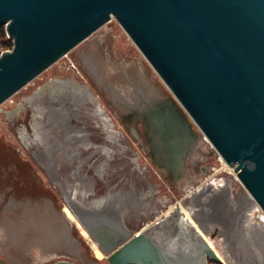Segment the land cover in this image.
Returning a JSON list of instances; mask_svg holds the SVG:
<instances>
[{"label": "rangeland", "instance_id": "rangeland-1", "mask_svg": "<svg viewBox=\"0 0 264 264\" xmlns=\"http://www.w3.org/2000/svg\"><path fill=\"white\" fill-rule=\"evenodd\" d=\"M6 40V35L0 36V54L11 50L5 49ZM78 84L99 101L122 140L106 133L94 118L80 122L75 117L80 113L77 106L64 107L66 102L87 103ZM23 132L31 137L32 150L22 142ZM127 145L132 150L130 156H125ZM92 146L95 153L89 149ZM178 149L186 152L183 174L178 178L165 175L160 169H175ZM63 154H67L65 158ZM159 160L166 167L157 166ZM98 169L102 175L96 176V181L93 171ZM236 180L112 18L0 105V260L15 264L20 260L13 253L26 254L33 248L29 255L38 253L37 261L52 253L38 264H81L84 254L98 264H108L80 214L97 217L105 213L119 218L122 222L112 226L119 231L124 227L122 232L130 239L173 203H183L189 209L196 205L195 219L209 221L216 240L223 227L219 206H227L228 230L242 212L239 208H246L243 201L248 202L249 194ZM219 186L228 190L226 203L219 194H210ZM148 192L153 195L147 211L124 214L131 207L140 209L137 200L141 198L147 204ZM59 209L66 212L68 222ZM215 250L222 254L217 241ZM3 253L12 257L7 259Z\"/></svg>", "mask_w": 264, "mask_h": 264}, {"label": "water", "instance_id": "water-1", "mask_svg": "<svg viewBox=\"0 0 264 264\" xmlns=\"http://www.w3.org/2000/svg\"><path fill=\"white\" fill-rule=\"evenodd\" d=\"M112 18L264 213V0H0V105ZM106 259L222 263L201 236L173 254L147 232Z\"/></svg>", "mask_w": 264, "mask_h": 264}, {"label": "bare ground", "instance_id": "bare-ground-1", "mask_svg": "<svg viewBox=\"0 0 264 264\" xmlns=\"http://www.w3.org/2000/svg\"><path fill=\"white\" fill-rule=\"evenodd\" d=\"M96 63V62H95ZM96 65V64H95ZM97 66V65H96ZM95 66V67H96ZM99 75V74H98ZM143 75V74H142ZM85 82V81H84ZM79 85V84H78ZM82 93H84L83 95V101L87 102L85 105H80L77 104L76 102L73 104L71 102H66V104L64 105V107H66V109L69 108V104L70 106H77V109L80 110V113L78 115H76L75 117L80 121H84L85 118H89V119H96L97 122H100L103 126V128H105L106 133H111L117 137L118 139H123V136H121L118 132H115V128H114V124L111 121L110 116L107 114V112L102 108V106L100 105L99 101L91 94V92L84 86V85H79ZM99 86V85H98ZM151 86V85H150ZM88 100V101H85ZM91 102V103H90ZM90 103V105H89ZM68 105V106H67ZM49 109V108H48ZM55 109V108H54ZM53 109V110H54ZM65 108L63 110H66ZM57 114V112H55ZM67 113V112H66ZM55 114V115H56ZM68 115H66L67 117ZM62 117V116H61ZM58 119V118H57ZM63 119V117H62ZM69 119V117H68ZM64 120V119H63ZM66 120V119H65ZM68 121V120H67ZM58 122V121H57ZM64 122V121H63ZM33 122L31 121V124ZM31 126V125H30ZM61 126V125H60ZM64 126V125H63ZM33 128V124L32 127ZM77 128H75L76 130ZM74 133H71V135ZM70 136V135H69ZM20 137V136H19ZM34 137V136H33ZM58 137V136H57ZM69 138V137H68ZM71 138V137H70ZM69 138V139H70ZM74 138V137H73ZM49 139V138H48ZM59 139V138H58ZM206 139V138H205ZM21 140L22 142L27 146H31L33 143H31V137L29 136L28 138V134L26 135V132H23L21 134ZM207 140V139H206ZM56 141V140H55ZM69 141V140H68ZM59 142V140H58ZM57 142V143H58ZM113 142V141H112ZM60 143V142H59ZM62 143V142H61ZM53 144V142H52ZM51 145V144H50ZM68 145V143L66 142V146ZM64 146V145H63ZM41 147V146H40ZM54 147V146H53ZM58 147V146H57ZM62 147L61 144H59V148ZM127 149L126 151L128 152L130 150V148L128 147V145L126 146ZM29 149L32 150V147H29ZM62 149V148H61ZM55 150V149H54ZM53 150V151H54ZM57 150V149H56ZM55 150V151H56ZM59 150V149H58ZM52 151V152H53ZM62 151V150H61ZM58 152V151H57ZM132 152V150H131ZM64 153V152H63ZM118 153V152H117ZM33 154V152H32ZM53 155V154H52ZM51 155V156H52ZM67 155V154H65ZM65 155L63 154L64 158ZM62 156V155H61ZM127 156H129V154L127 153ZM60 157V156H59ZM53 158V157H52ZM61 158V157H60ZM69 158V157H68ZM67 158V159H68ZM135 158V157H134ZM47 159V158H46ZM62 159V158H61ZM70 159V158H69ZM68 159V160H69ZM59 160V159H58ZM66 160V159H65ZM220 160L223 162L224 167H227L229 169L230 172H233V169L230 168L229 166H227V164L222 160V158L220 157ZM36 161V160H35ZM38 162V161H36ZM54 162V161H53ZM63 162V161H62ZM67 161H65L66 163ZM56 163V162H55ZM76 163V162H75ZM40 166V165H39ZM89 166V165H88ZM157 166H159L157 164ZM55 167V166H54ZM143 167V166H141ZM77 168V167H76ZM75 168V169H76ZM74 169V170H75ZM160 169V168H159ZM161 171H163L165 173V175H167L166 171L160 169ZM75 172V171H74ZM75 175V174H74ZM235 175V174H234ZM79 177V176H78ZM76 178V177H75ZM78 179V178H77ZM80 179V178H79ZM74 180V179H73ZM80 183V182H79ZM226 185L231 184L230 180L225 183ZM212 185V183H211ZM221 187V186H219ZM64 190V189H63ZM62 190V191H63ZM65 191V190H64ZM65 193V192H64ZM191 193H189L190 195ZM195 194V193H194ZM63 195V194H62ZM248 202L243 201L244 205L246 206V210L249 211L248 217L250 216L251 212H253L255 214L256 217L259 218L260 224L264 225V213L262 212V210L260 209V207L256 204V202L254 200H252L250 198V196H248ZM180 204V205H179ZM173 203V205H171V207H169L167 209V211L162 212L160 215H158L157 217H155V221L153 223H149L148 225H146L140 232L136 233L135 235L142 233V232H147L152 238L153 240L156 242V244H158L161 248H163L164 250L170 252V253H176V252H180L181 250H183L185 247H187L190 243H192L196 236H201L206 242L207 244L210 246V248L212 249V251L220 258L222 263H227L228 260L226 258V256L224 254H219L214 247L212 246V244L209 242L210 238H212L211 231H207L206 229L203 228V226L192 216L189 208L184 207L183 203ZM57 209V208H56ZM61 210V209H59ZM263 215V217H259V214ZM64 218L66 216V212L64 215H62ZM91 217V215H89ZM243 216H246L243 214ZM66 221L68 220L67 217L64 218ZM79 219L81 220V222L84 224L86 230L89 232L90 236L93 238L94 242L96 243V245L98 246V248H100V250L107 256L110 252V249H112L113 247L119 245L120 243H122L123 241L127 240L128 238L123 235V236H119V235H115L112 237L111 243L108 244L107 246L104 245V247L102 246V244L100 243L102 239L101 238V234L99 233H95L97 229L95 228H99V224L96 225H89L87 226L82 219L79 217ZM162 220H164V225H162L161 227L159 225L157 226H153L155 223L157 222H161ZM166 220V221H165ZM68 222V221H67ZM72 222V221H71ZM249 223V220L248 222ZM250 226H253L255 229L253 230V232H259V233H264V228L260 229L255 223L250 222L249 223ZM262 225V226H263ZM102 228V227H101ZM99 228V229H101ZM94 231V233H93ZM104 234H106L105 232H103ZM25 234V231H24ZM130 235V234H129ZM209 237V238H208ZM101 238V239H100ZM70 240V239H69ZM215 240V239H213ZM79 242V241H78ZM78 244V243H77ZM33 248H28L26 254L25 253H21V254H15V253H11L14 257H16L18 260H20L19 262H15V264H21V263H25L27 262L28 264H38L40 262L45 261L46 259H48L50 257L51 254H49L48 258L44 259L43 261H37L36 258L39 257L40 255L35 254L34 256H30L29 252L32 250ZM25 250V248H24ZM4 257L8 259L7 256L12 257L11 255L4 254ZM12 260V259H11ZM47 262V261H46ZM80 263L81 264H98V262H95L93 260H91L86 254L83 255V257H81L80 259Z\"/></svg>", "mask_w": 264, "mask_h": 264}, {"label": "flooded vegetation", "instance_id": "flooded-vegetation-1", "mask_svg": "<svg viewBox=\"0 0 264 264\" xmlns=\"http://www.w3.org/2000/svg\"><path fill=\"white\" fill-rule=\"evenodd\" d=\"M115 132H117V131H115ZM93 146L89 147V149H91L95 153V150H94L95 148ZM130 152H131V149L128 151V154ZM125 156H127V154H125ZM180 162H181V160L179 159L178 162H176V168L173 169L171 172L166 168L167 170L166 169L165 170H166L167 175L171 174L173 176L176 175V177H177V174L175 172L180 170ZM157 164L158 165L163 164L165 166V163L161 162L160 160H159V162H157ZM93 174H94L95 180L97 181L96 176L99 178L102 175L101 169H98L97 171H93ZM102 180H104V179H102ZM226 186L228 188V185H226ZM130 188H131V186H130ZM218 188L219 189L213 188L215 191L217 190V192L212 191V193H210V194H217V195L219 194L218 196L219 197L221 196L220 197L221 202L224 203V201H225V203H226V201L228 199V194L226 193V192H228L227 188H225L223 190L221 189L222 186L218 187ZM131 189H133V187ZM206 191L208 192L207 189H206ZM152 195H153L152 192H148L145 195V197L149 200V197H152ZM206 198H208V197H206ZM141 199L137 200V202L141 201V203H140L141 205L139 206L140 209L139 208L134 209L135 207H131L129 209V211H127L124 214L129 215V214H131V211H134V210L137 212L139 210H140V212L142 210L147 211L149 209L151 199L149 200V202L147 204L143 203L144 202L143 198H141ZM223 203H221V205H223ZM195 207H197V206L195 205ZM195 207H194V209L193 208L189 209L194 218H195V213H196ZM219 207H221V209H223V212H222L223 214H221L222 215L221 216L222 223H220V225H223V227H220V229H221L220 231L222 232V234L218 235L216 237L217 238L216 240H213V232H212L213 229H212V227H209V225H208L209 221H204V222L202 221L201 222V221H198L197 219L196 220L203 226L204 229L212 232V234H211L212 238H210L209 242L212 244L214 249H215V241H217V243H219L222 254H224L228 260L227 263L224 262L223 264H264V233L253 232V230L255 228L253 226H250V224H249L250 222H253L260 229H263L264 225L260 224L259 218L256 217L253 212H251L250 216L248 217L249 211H247L246 209H243V208L242 209L239 208L242 212L237 214L236 217L232 220V224H233L232 228H231V230H228L227 229L228 228V225H227L228 224V221H227L228 211L226 212V210H225V208L227 206H224V207L219 206ZM233 207H235L234 209H236V210L238 209V206H236V205H233ZM239 207H241V206H239ZM59 211L62 212L63 214H65L64 210H59ZM243 214L246 216H243ZM213 216H214V213H213ZM79 217L82 219V221L87 226H89L91 224L93 226L96 224H99V228L102 227L101 229L95 228V229H97V230H95L96 231L95 233L101 234L102 235L101 238H104L100 242L103 247H104V245L107 246L108 244L111 243L113 236L119 235L121 237L123 235H126L125 233L122 232L125 229L124 227L122 228L121 231H119L116 226H112L114 224H119L122 222V220H120L119 218H116L114 216L108 217V215L103 213L102 216L100 215L97 217L92 216V215L90 217L87 214H80ZM248 220H249V223H247ZM119 226H121V225H119ZM251 227H253V228H251ZM103 232H105V233L107 232V233L104 234ZM93 233H94V231H93ZM173 254H175V253H173ZM207 262H208V264H212V261L210 259H208Z\"/></svg>", "mask_w": 264, "mask_h": 264}, {"label": "trees", "instance_id": "trees-1", "mask_svg": "<svg viewBox=\"0 0 264 264\" xmlns=\"http://www.w3.org/2000/svg\"><path fill=\"white\" fill-rule=\"evenodd\" d=\"M0 36L2 37V38H4L5 37V32H4V28H0ZM6 47L7 48H5V49H11L12 48V42L10 41V40H6Z\"/></svg>", "mask_w": 264, "mask_h": 264}, {"label": "crops", "instance_id": "crops-1", "mask_svg": "<svg viewBox=\"0 0 264 264\" xmlns=\"http://www.w3.org/2000/svg\"><path fill=\"white\" fill-rule=\"evenodd\" d=\"M7 257H9V256H7ZM21 264H28L27 262H25V263H21Z\"/></svg>", "mask_w": 264, "mask_h": 264}, {"label": "built area", "instance_id": "built-area-1", "mask_svg": "<svg viewBox=\"0 0 264 264\" xmlns=\"http://www.w3.org/2000/svg\"><path fill=\"white\" fill-rule=\"evenodd\" d=\"M237 179V178H236ZM238 182V180H236Z\"/></svg>", "mask_w": 264, "mask_h": 264}]
</instances>
